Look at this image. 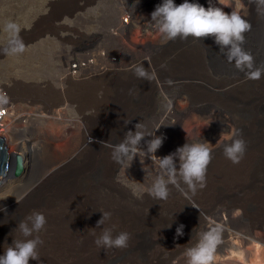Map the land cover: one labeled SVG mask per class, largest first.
Returning <instances> with one entry per match:
<instances>
[{"label": "rangeland", "instance_id": "rangeland-1", "mask_svg": "<svg viewBox=\"0 0 264 264\" xmlns=\"http://www.w3.org/2000/svg\"><path fill=\"white\" fill-rule=\"evenodd\" d=\"M248 1L202 0L201 6L221 7L231 13L245 7ZM161 2L0 0V95L8 101L6 108L1 107L5 110L4 121L14 139L32 141L36 152L35 177L54 176L59 168L57 163L48 169L43 165L40 157L47 148L45 138L52 145V158L81 148L66 164L82 166L83 160L89 159L87 165L96 164L101 170L106 164L112 166L105 172L107 191L110 197H122L124 203L112 202L108 213L123 218L126 226L122 227L126 231L120 232L130 233L131 238L128 247L120 248L121 251L96 245V249L83 255L81 261L85 264H129L130 258L137 264H188L186 250L196 246L200 234L216 225L221 226V238L210 264H264V206L260 197L263 190H252L251 186V179L257 178L255 187L264 188V152L250 150L249 154L244 153L241 162L235 163L241 166L248 162L251 173L246 170L224 173L221 168L218 171L217 167L225 161V155L221 154L223 145L237 136L234 125L226 120L225 113L210 106L207 109V102L185 106L189 95L204 99L233 95L238 99L242 94L228 92L239 87V83L230 84L233 81L212 72L210 36L199 40L177 38L161 44L159 27L151 21V13ZM182 2L175 0L177 5ZM59 9L61 20L53 21L51 26L61 23L60 34H47L25 44L22 53L9 50L11 34L4 30L6 23L18 24L22 39L41 16H55L51 13ZM120 18H127L128 26L121 27ZM218 51L224 53L219 47ZM107 54H111L109 58ZM178 54H184L190 66L197 63L207 81L222 83L224 87L208 86L196 78L176 81ZM85 57L90 65L81 69L80 75L88 79L75 77L74 81L66 77L68 58L85 60ZM140 64L154 72L155 78H137L131 69ZM179 82L190 85L189 91L180 88ZM32 92L44 93L51 100L48 105L51 107L32 104L27 98ZM55 100L62 102L59 107L54 106ZM132 112L138 113V120L128 119ZM137 123L145 133L139 155L132 162L118 164L112 159L111 139L116 135L123 140ZM121 128L123 131L119 132ZM154 134L165 137L155 153L157 157L167 156L185 143H210L211 160L205 186L201 188L207 198L197 191L195 194L186 190L180 183L169 185L165 200L148 194V188L160 174L158 159L146 153L145 141ZM242 181L243 186L247 184L243 189L233 186ZM246 198L251 200L250 204L241 203ZM210 200L216 201L212 204ZM180 224L185 226L184 235L177 238L176 228ZM110 225L115 228L121 224L113 220Z\"/></svg>", "mask_w": 264, "mask_h": 264}, {"label": "bare ground", "instance_id": "bare-ground-1", "mask_svg": "<svg viewBox=\"0 0 264 264\" xmlns=\"http://www.w3.org/2000/svg\"><path fill=\"white\" fill-rule=\"evenodd\" d=\"M235 1L241 2L242 0ZM197 3L201 5L202 0H197ZM237 12L244 16L251 25L250 30L245 33V40L242 47L249 53L253 52L251 55L254 58L255 66L264 67V8L258 6L257 0H249L247 5L241 7ZM51 14H55V16H41L30 28V31H27L26 35L21 39L24 45L32 44L34 41L47 34L54 33L57 35L62 32L63 26L61 23L51 26L53 21L61 20L62 10L59 9ZM58 37L61 39L60 35ZM209 48L211 49L209 52L211 55L212 72L233 81L230 82V84L234 82L239 83V85L234 84V87L236 85L239 87H236L228 93L232 95L238 92L242 94V96H239L238 99H235L233 95L230 97L215 96V99L212 97L204 99L189 95L185 98V106L207 102V109H209L210 106V108L214 107L218 113H225L226 120L229 119L234 125V134H237L234 138H241L245 141V153L250 150L254 153H263L264 78L259 80L249 79L245 72L239 71L234 63L227 60L225 54L226 50L223 51L224 53L222 55L220 54L218 46L215 44L214 37L212 36L209 38ZM190 52L194 53V51L191 50ZM109 55L111 54H107V57ZM183 57L184 54L177 57L179 62L176 65V72L174 73V79L176 81H179L180 78L190 80L196 78L205 82L208 86L217 88L224 87L222 83L212 80L207 81V75L201 71V67H197V63L191 66L188 65ZM70 63L74 64L73 67H71L72 64ZM80 67L77 58H68L66 63V77L71 80H74L75 77L77 79H88L80 75ZM245 78L248 79V81H246ZM181 83L183 84L181 85ZM178 85L181 86L180 88L184 91H189L188 87H190V85L187 83L179 82ZM192 85L194 86V84ZM36 92L27 94V98L30 99V102L32 104L41 103L46 108H50L51 106H48L51 105L49 97H44V93ZM1 99L3 100V97L0 95V100ZM80 101L83 100L81 99ZM55 102V105H53L56 107H59L62 103L61 101L57 102V100H55ZM7 106V103L0 102V139H2V143L9 155L19 156L21 158L23 172L19 176H14L10 169L6 172L5 176L2 177V175H0V254H3L4 250L12 243V240L19 241L25 239L18 225L22 221H25L27 217L31 216L33 212H42L46 217L47 223L39 233H33V237L29 238L38 236L43 243L37 247V261L30 260L29 264H85L84 261H81L83 255L96 249L95 240L105 229L111 228L113 233L126 231L122 227L126 226L122 222L123 218H120V216L116 217L115 215H110V219L96 226L97 221L102 217V213H108L111 209L112 202L115 204L124 203L122 197H110L107 191L105 172H108V169H111L112 166L106 164V167L104 166V170L102 168V171L98 169L99 166L96 164L92 163V165H87L90 161L89 159H84L82 166L81 164H66L72 159L76 151H81V148L75 147V149L68 151L63 157L59 156L52 158V145L47 138H45L44 140L47 143V148L45 151V148L43 149L42 157H40L43 160V165L48 169L50 166L57 163L59 168H57L54 176H33V157L36 153L34 151L35 147L31 140H18L11 136V129L4 121L5 110H2L3 107L6 108ZM137 114L138 113L134 112L130 113L128 119L132 121L138 120ZM122 131L123 129L121 128L119 132ZM111 141L112 145H116L123 140L113 135ZM221 154L224 155V151H222ZM244 164L245 165L239 166L225 157L224 164L219 165L217 169L220 171L221 168L224 173L225 170L230 172L235 170L238 173L246 170L247 172L249 171L248 173H251L252 167L248 166V162ZM254 175H252V177ZM251 180H253L251 185L252 190H263L260 192V197L262 198L261 201L264 206V188L255 187L257 178H252ZM243 183H245V181L237 182L233 184V186L243 189L244 186H247V184L243 186ZM248 183L251 184V181ZM180 185L186 190H190L182 181ZM262 185L264 187V183ZM196 191L200 193L204 199L207 198L206 192L201 190L199 185H197ZM196 191L195 194H197ZM9 195L13 196L7 197ZM4 197L7 198L4 199ZM215 201L216 200H210L212 204H214ZM241 203L245 205L250 204L251 200L248 198L241 199ZM262 211L264 212V209H262ZM262 215H264V213ZM113 220H117L121 225L114 228L110 225ZM117 249L121 251L120 248ZM90 262L93 263L92 260H90ZM129 264L137 263L133 261V258H130Z\"/></svg>", "mask_w": 264, "mask_h": 264}, {"label": "clouds", "instance_id": "clouds-1", "mask_svg": "<svg viewBox=\"0 0 264 264\" xmlns=\"http://www.w3.org/2000/svg\"><path fill=\"white\" fill-rule=\"evenodd\" d=\"M257 4L264 8V0H257ZM151 21L159 27L161 44H166L177 38L185 40L192 37L199 40L202 37L212 36L219 49L226 50L227 60L234 63L239 71L245 72L249 79L264 78V67L255 66L251 53L242 47L245 33L250 30L251 25L239 12L226 13L223 8L213 6L206 9L198 3L190 2V0H183L179 5L175 3V0H162L151 13ZM4 30L11 34L9 50L13 53H22L25 50V45L19 39L20 26L15 22H8L5 24ZM131 70L139 79L151 80L155 78V73L149 72L143 64L134 66ZM2 102L7 103V98L4 97ZM209 125L210 123L205 127ZM134 129V131L130 129L126 132L122 142L112 146V159L118 164L132 162L139 155V146L145 138V133L139 123L134 125ZM150 137H152L150 140L145 141L146 153L158 159L160 169V174L147 190L150 196L165 200L169 195V185L179 186L181 181L193 193H195L197 185L200 188L205 186V175L212 152L209 142L185 143L175 152L164 157H157L155 153L162 147L165 137L156 134ZM223 151L225 157L232 163H239L246 151L245 141L241 138H232L230 143L224 145ZM10 196L13 195L7 197ZM110 215V213H102L96 226L110 219ZM46 223V217L42 212H33L25 221H22L18 227L25 239L12 240L3 254H0V264H29L30 260L37 261V247L43 241L38 236L29 237H33V233H39ZM184 227L183 224H180L176 228L177 238L183 237ZM221 231V226L216 225L200 234L196 246L186 250L188 264H210L215 248L220 242ZM130 238L128 232H119L113 235L112 229L108 228L95 240V243L97 247L105 249L126 248Z\"/></svg>", "mask_w": 264, "mask_h": 264}, {"label": "water", "instance_id": "water-1", "mask_svg": "<svg viewBox=\"0 0 264 264\" xmlns=\"http://www.w3.org/2000/svg\"><path fill=\"white\" fill-rule=\"evenodd\" d=\"M0 139V175L5 176L11 169L14 176H19L23 172L22 160L19 156L9 155Z\"/></svg>", "mask_w": 264, "mask_h": 264}, {"label": "built area", "instance_id": "built-area-1", "mask_svg": "<svg viewBox=\"0 0 264 264\" xmlns=\"http://www.w3.org/2000/svg\"><path fill=\"white\" fill-rule=\"evenodd\" d=\"M120 25L123 26V27L124 26H128V19L127 18H122V19L120 18ZM78 61H79V65L81 66L80 67L81 69H83V68H85V67L90 65V62H89L88 58H86L85 60H78ZM71 64H72L71 67H73L74 64L73 63H71Z\"/></svg>", "mask_w": 264, "mask_h": 264}]
</instances>
